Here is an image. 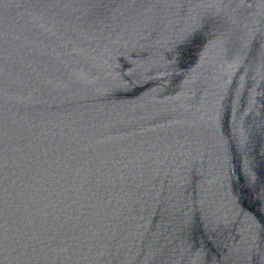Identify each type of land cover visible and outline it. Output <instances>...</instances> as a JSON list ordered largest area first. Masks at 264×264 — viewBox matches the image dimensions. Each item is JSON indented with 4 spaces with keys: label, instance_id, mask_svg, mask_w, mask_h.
Here are the masks:
<instances>
[{
    "label": "water",
    "instance_id": "obj_1",
    "mask_svg": "<svg viewBox=\"0 0 264 264\" xmlns=\"http://www.w3.org/2000/svg\"><path fill=\"white\" fill-rule=\"evenodd\" d=\"M0 264H264V0H0Z\"/></svg>",
    "mask_w": 264,
    "mask_h": 264
}]
</instances>
